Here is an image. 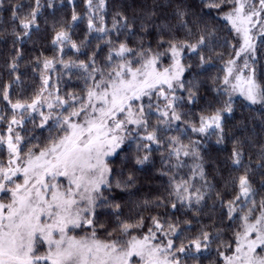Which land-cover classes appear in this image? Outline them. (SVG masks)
<instances>
[{
	"label": "snow or ice",
	"instance_id": "6c2138e0",
	"mask_svg": "<svg viewBox=\"0 0 264 264\" xmlns=\"http://www.w3.org/2000/svg\"><path fill=\"white\" fill-rule=\"evenodd\" d=\"M0 264H264V0H0Z\"/></svg>",
	"mask_w": 264,
	"mask_h": 264
},
{
	"label": "trees",
	"instance_id": "16d2710c",
	"mask_svg": "<svg viewBox=\"0 0 264 264\" xmlns=\"http://www.w3.org/2000/svg\"><path fill=\"white\" fill-rule=\"evenodd\" d=\"M62 11H68V9H64V10H62Z\"/></svg>",
	"mask_w": 264,
	"mask_h": 264
}]
</instances>
